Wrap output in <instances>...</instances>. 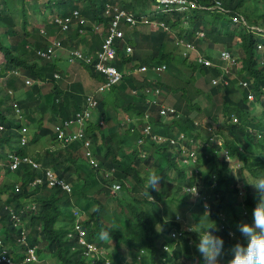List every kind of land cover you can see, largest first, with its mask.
Here are the masks:
<instances>
[{
	"label": "trees",
	"instance_id": "trees-1",
	"mask_svg": "<svg viewBox=\"0 0 264 264\" xmlns=\"http://www.w3.org/2000/svg\"><path fill=\"white\" fill-rule=\"evenodd\" d=\"M25 1L29 0H0V27L4 28L0 34V79L3 81L0 83V243L8 249L7 257L11 255L18 264H34L24 262L31 249L38 260L43 258L44 264L48 260L54 264H140L138 260L149 264L173 261L171 264H183L182 258L187 260L185 264H200L194 230L213 223L215 234L224 241L220 264H227L231 258L230 246L237 240L244 242L235 226L252 222V209L258 197L250 183L257 182L261 176L264 179V50L256 51L257 45L264 46V0H197L203 8L181 13L133 12L137 17L146 15L150 20L165 21L164 26L170 27L166 30L159 26L150 30V34L120 19L119 27L126 34L125 42L116 43L115 68L124 72L134 66L164 65L165 69L158 74L149 72L140 79V84L125 75L121 82L102 94L93 110L96 120L102 119L110 127L116 124V129L105 135L93 120L87 125L88 130L85 129L88 134H82L83 142H64L65 147H56L55 126L70 116L73 118L74 111L84 109L86 94L79 81L62 86L60 59L65 56L63 64H81L88 78L97 83L104 81L92 70L93 63L84 57L99 50L106 36L105 29L114 12L105 16V6L115 5L119 10L132 12L130 9L153 0H45L48 13L37 11L39 16L25 8ZM82 16L86 20L81 22ZM203 16H207L206 21ZM56 18L68 19L65 30L54 21ZM234 18L236 22L232 21ZM71 32L73 39V36L68 38ZM63 36L69 41L76 39L84 47L66 45ZM174 39H177L176 45L184 46H173L170 50L169 42ZM52 41L59 42V48L70 46L71 50L66 49L69 53L79 50L83 57L71 55L73 62L69 63L67 53L56 51L55 57L41 58L38 51H46ZM183 42L194 43L191 47L187 44L194 52ZM126 45L132 49L130 54L125 53ZM223 50L233 63L228 71L225 66L230 62L217 58ZM207 59L213 67L204 63ZM199 76L204 77L201 81L209 85L208 90L195 87ZM213 77L218 83L211 87L208 79ZM150 79L156 80L154 84L161 93L155 104H149L142 94H127L130 89L140 92L149 85ZM248 94L255 102L252 104L260 105V115L251 114ZM168 96L176 99L174 105L166 100ZM160 104L176 111L167 113L164 123L158 113ZM203 118L206 121L201 124ZM27 128L31 133L26 132ZM155 129L169 139L156 145L142 138L144 130L154 132ZM64 131L69 133L68 129ZM178 135L181 137L175 138ZM139 139L141 143L137 144ZM44 140L51 145L40 146ZM86 140L99 162L98 169L89 166L84 158ZM181 140L197 150L195 164L199 165H194L195 169L178 161ZM13 158L18 161L15 168L10 167ZM21 158H30L39 166L35 168ZM160 161L164 166L158 164ZM46 168L72 185L70 194L59 187L47 186ZM110 169L114 170L113 179L121 185L115 193L109 190L110 182L102 174L103 170ZM148 173L159 176L156 189L147 190ZM36 179L41 181L35 182ZM189 185L197 186L199 194L191 208L183 200L181 191ZM181 206L185 207L184 216L191 214L192 223L183 231L185 238L175 241L169 231L173 227L181 229L182 224L176 223L171 213ZM82 215L79 223L86 231L87 240L104 250L92 258L84 254L74 231L68 235L76 217ZM190 227L194 230L190 231ZM167 246L171 250H163ZM141 252L147 259L140 257ZM166 258L169 261L164 262ZM0 264L7 262L2 260Z\"/></svg>",
	"mask_w": 264,
	"mask_h": 264
},
{
	"label": "clouds",
	"instance_id": "clouds-1",
	"mask_svg": "<svg viewBox=\"0 0 264 264\" xmlns=\"http://www.w3.org/2000/svg\"><path fill=\"white\" fill-rule=\"evenodd\" d=\"M189 2H192L194 4V7H191L189 4H187L186 8H184V9L178 10L175 7H173L169 11H165V10L163 11L162 10L163 7L153 0V3L157 7V13L158 12L168 13V12H172V11H175V12L178 11V12L181 13L183 11H189V10H193L195 8H203V6H200V5H198L196 3L197 0H190ZM114 8H117V7L115 5L113 7H111L110 5L107 4L105 6L104 15L108 17L110 15V13H112V11L114 12V10H113ZM125 12H127V11H125ZM129 13H132L137 19L139 18V17H137V15L135 13H133V12H129ZM113 15H112V19H113ZM140 17H145L151 24L148 25V24H143V23H137L134 26L137 30H140V29L144 30L145 27H152L151 30H155L159 26H164L163 23L157 21L156 19L155 20H149L148 19L149 16H148V18L146 17V15L140 16ZM81 18L83 20H86L83 16ZM232 21L236 22L237 19L234 18ZM109 23H110V21H109ZM108 25H107V27H108ZM107 27L105 29V33H106V30H107ZM124 35H125V33L123 32V38L120 39V40H117L115 42V46H116V43L119 42V41L120 42L121 41L125 42ZM127 47H129L131 49V47L129 45H126L125 53L126 54H130L132 49L130 50V52H126V48ZM257 47H259L261 49L259 51H261V53H262L263 50H264V46L257 45ZM257 47H256V49H257ZM116 54H117V49H116ZM94 55H95V52L92 53V54L89 53V56L93 58V61L95 59ZM67 56L69 57V52L67 53ZM217 58H218V60L221 59V60H225L226 62H228L229 59H230L228 53L225 52V50L221 51L220 55L217 56ZM113 61L111 63L112 65H113ZM204 63L207 66H210V67L214 66V64L211 61H204ZM142 66L146 67V71L141 72V73L135 71L136 68L141 67V66H134V67L128 68L124 72H120V71H118L115 68L119 73H121V79H120L119 82H121V80H123L125 75H127V76H132L134 78L135 82L140 84V83H142L140 79L144 78L149 72L150 73H154V74H158L157 72H163V70L165 69L164 65H159V66L151 65L150 67L146 66V65H142ZM161 66H164V68L159 70L158 68H160ZM113 67H115V66L113 65ZM100 76H102L104 78V80H105V77L103 75L100 74ZM103 82L104 81L99 82L98 86L100 84H102ZM119 82H117V83H119ZM148 82H149V85L145 86L143 89L141 88L142 90L140 92H138L137 89H130V96H134V95L138 96L139 94H142L145 97L146 101L150 100L152 90L158 89V87H156L155 84H154V82H156V80H154V79L151 80L150 79V80H148ZM210 82H211L212 85H215V84L218 83V79L217 78H212L210 80ZM113 86H115V84L112 85L108 90L103 91L101 93L97 92V88H98L97 87V88H95V90H93L92 93H88L87 95H85V98H86L85 107H86L87 99H88L89 96H94V97L97 96V99L99 100L102 97V94H104L105 92L109 91ZM146 90L149 93H145ZM160 96H161V93L159 91V94L157 95V99L160 98ZM164 100L165 99H162L161 101H164ZM247 100H248L247 101L248 104L255 103V102H252V95L251 94H248ZM149 104H151V103H149ZM175 112L176 111L174 109L173 113H175ZM158 113H159V109H158ZM173 113H169V114H173ZM93 114L94 113L92 112L91 120H89L88 123L84 126V132H85V129H86L87 125L89 123H92L93 120L97 121L99 129L101 128L100 125L103 126V124H104L103 120L99 119V120L102 121V124H99L98 123L99 120H96L95 116ZM144 114H146V113H144ZM166 116H168V114L165 115V116L161 115V118L166 117ZM130 122H131V120H130ZM57 124H59V122ZM201 124H203V123L201 122ZM151 129H153V128H151ZM153 131L154 132H149L148 135L144 134V136H142V138H144V139H146V140H148V141H150V142H152V143H154L156 145L160 144L161 142L166 141V139H169V137H167L166 135L163 136L160 133H156V132H158L157 129H155ZM152 136H159V137L163 138V141H160V142L157 141L156 142V141L152 140ZM180 137H181V135H178V137L175 136V138H180ZM141 140L142 139L137 140L136 141L137 144L141 143ZM83 141H84V139L82 138L81 142H83ZM185 141L191 142L189 140H185ZM178 145H179V149H180V152L178 153V157H177L178 161L182 162L184 164V166H187V162H188L186 160V156H187L191 160L192 166H194L195 160H196V156H197V154H196L197 150L194 147L192 148L191 146L187 147V145L184 143V141L180 142ZM56 147H65V146L62 145L60 141L56 140ZM83 147H85L84 143H83ZM87 150L90 152L91 158L94 160L96 165H93V163H90V158L88 156H86V151ZM139 152L143 156V154L140 151V149H139ZM180 156H181L182 159L180 158ZM84 158L86 159L87 164L89 166H91L92 168H95V169L99 168V162H98L97 158L93 154V150L91 148V145L89 144V141H88V146H87V148L85 150V153H84ZM22 160L23 161H28V162L30 161L29 163L31 165H32V163H34V164L37 165V167L39 166L38 163L33 162L30 158H21V161ZM37 167H35V168H37ZM188 168H190V167H188ZM47 170L52 174L54 179L60 180L51 169L46 168V169H44V176H45V179H46V182H47V186L48 187H59L61 190H63L66 193L70 194L71 193V189H72V185L69 184L68 182H66L65 180H61V182H63L65 185L69 186V191H67L66 189H63L58 184L49 185V183H48L49 178L46 175V171ZM113 173H114L113 169L103 170L102 171L103 176L106 177L109 180V182H110V185L108 186L109 190L112 193H115V192H118L120 190L121 185L115 179H113V177H112ZM36 180H38V181H36ZM36 180H35V182H40L41 181L40 179H36ZM159 181H160V178H159L158 175H156L155 173H148V175L145 178V185H146L147 190L149 188L156 189V185L159 183ZM115 183L119 185V189L117 191H112L111 186H112V184H115ZM250 184L256 190V195L258 197V199H257V201H256V203H255V205H254V207L252 209V222H251V224H249V223H239L237 225V231L239 232L240 236L244 238V242L241 243L240 240H237L234 244H232L231 251H230L231 258L227 261V264H264V179H260L257 182L250 183ZM194 187H197V186H194ZM191 189H192L191 187H185V191L186 192L191 191ZM193 191H194V196L195 197L199 196L198 189H195ZM82 218H83V215L76 217V220L72 223V228H71V231H70V233L68 235H71L73 231L75 232V234H76V236L78 238V243L83 246L84 254L86 256L91 257L93 254H102L104 252V250H103V248L101 246H97L94 242H91V241L87 240L86 231L81 227V225L79 223V220H81ZM174 221L176 223H181L182 224L181 229H175L173 227L169 231L170 237L172 239H174L175 241H178L181 237L185 238V234H184L183 230H186L187 229V225L191 224V222H188V220H184V218L181 219L178 214H176L174 216ZM189 230L192 231L194 229L190 228ZM194 231L196 232V240H197V242L195 243V250H196L197 253H199L200 264H220L221 249H222L224 241H223L222 237H220V236L215 234L216 229H215L214 224L210 223L206 227H201V229L199 231H196V230H194ZM23 232H25L24 229H23ZM24 242H25V240H24ZM163 250L169 251L170 247H164ZM7 252H8V249L6 247H1V243H0V261L5 260L7 262V264H18L16 262V259H14L11 255H10V257H7ZM30 252H31V249L28 250V255L24 258V262L25 263H29V262L39 263L41 260H38L35 255H33L34 259H30V256H31ZM140 257L147 259V256H145V253H143V252H141ZM27 258L29 260H27ZM183 259H185V258H182V260ZM139 262H140V264H149V263H146V262H141V261H139ZM182 263L185 264L183 261H182ZM193 264H195V263H193Z\"/></svg>",
	"mask_w": 264,
	"mask_h": 264
},
{
	"label": "built area",
	"instance_id": "built-area-1",
	"mask_svg": "<svg viewBox=\"0 0 264 264\" xmlns=\"http://www.w3.org/2000/svg\"><path fill=\"white\" fill-rule=\"evenodd\" d=\"M154 1L163 7L162 8L163 11L164 10L169 11L173 7H175L178 10L184 9L186 8L187 4H189L191 7H194V4L192 2H188L187 0H154ZM113 10H114L113 19L111 20V22L107 27L106 36L103 40V43L101 44L100 49L95 52L94 61L93 58L90 56L84 57L87 62L93 63V68L97 73L105 77L104 82L100 84L97 88L98 93L108 90L112 85L116 84L121 79V73H119L115 69V67H113V65L111 64L116 54L115 42L123 38V31L119 27L120 19H124L126 21L125 23L129 24L130 26H135L137 23H143L148 25L151 24L145 17H139L137 19L132 13L119 10L118 8H114ZM73 14L75 17L77 16V12H74ZM54 21L59 25H61L64 30L67 28L68 19L60 20L56 18ZM80 21L82 22L83 19L80 18ZM95 29H97V27H95ZM59 50H60L59 42H53L46 51H38V55L41 56V58L50 59L51 57H55V52L56 51L58 52ZM130 50L131 49L129 47L126 48V52H130ZM71 55L76 56L78 58L83 57L78 50H73L69 53V57H68L69 63L73 62ZM163 68L164 66H161L158 69L160 70ZM135 71L140 73L144 72L146 71V67L145 66L138 67L136 68ZM145 93H149V92L146 90ZM158 94H159L158 89L152 90L151 98L150 100L147 101L151 104H155ZM97 103H98L97 96L96 97L89 96L87 99L86 107L84 109L82 108V110L76 111L73 115V118L64 120L63 122L55 126V131L57 133L58 141H60L62 145H64V142L82 139V134L84 133V126L88 123L89 120H91L92 112L97 106ZM173 112L174 109L172 107L167 106L165 104H160L159 107L160 115L165 116L167 115V113H173ZM98 123L102 124V121L99 120ZM64 129H68L69 133H65ZM143 132L146 135L149 134L148 130H144ZM21 140L24 141V138H22ZM152 140L156 142L157 141L160 142L163 141V138L159 136H152ZM84 145L88 146L87 140L84 142ZM86 156L90 158V163L96 165L94 160L91 158V154L88 150L86 151ZM17 164H18L17 159L13 158L10 167L15 168ZM32 165L33 167H37V165L34 163H32ZM46 175L49 178L48 181L49 185L58 184L63 189L69 191V186L61 182V180L54 179L52 174L48 170L46 171ZM111 188L112 191H117L119 189V185L116 183L112 184ZM30 253H31L30 259H34L32 251ZM27 260L29 259L27 258Z\"/></svg>",
	"mask_w": 264,
	"mask_h": 264
},
{
	"label": "rangeland",
	"instance_id": "rangeland-1",
	"mask_svg": "<svg viewBox=\"0 0 264 264\" xmlns=\"http://www.w3.org/2000/svg\"><path fill=\"white\" fill-rule=\"evenodd\" d=\"M46 1L45 0H29V1H25V8H27L31 13H37V11H39V12H47L48 13V11H47V7H46ZM16 6H18L19 7V4L18 3H16L15 4ZM138 10H141V11H138ZM130 11H132V12H135V13H139V14H150V13H157V7H156V5L154 4V3H152V2H149L148 4H146V3H144V4H141L140 6H136L133 10H131L130 9ZM54 12H57V10L56 9H54ZM38 14V13H37ZM38 16H39V14H38ZM168 16V15H167ZM203 19L206 21L207 20V16H203ZM169 21V20H168ZM3 24H7L6 22H2ZM2 24V25H3ZM190 24H188L187 23V27L189 26ZM190 27V26H189ZM169 27H164V29H168ZM152 29V27H145L144 28V30L145 31H143V32H148V31H150ZM170 29V28H169ZM4 31V28H2V27H0V34L2 33ZM69 36L70 37H68V38H71V36H73V33L71 32L70 34H69ZM58 38H62V35L61 36H58ZM74 38V36L71 38V39H73ZM178 39V38H177ZM177 39L175 40H173V41H171L172 43H170L169 42V48H170V50H172V48H173V46H177V47H182V46H184V45H181V44H178V45H176V42H177ZM182 41H183V39L182 38H180ZM63 40H64V43L66 44V45H75V44H78V41H76V39H74L73 41H69V39H67V36H63ZM170 44H172V45H170ZM183 44H185V46L187 47V44H189V46L191 47V45H192V43H185V42H183ZM204 43H202V48L204 47ZM65 46V45H64ZM70 46H65L63 49L62 48H60V50L58 51V53H61V51H62V53H68V51H66V49H68V48H70ZM77 47L78 48H83L84 46L81 44V43H79L78 45H77ZM187 48H189V47H187ZM190 50H191V52H194L193 51V49H191V48H189ZM221 49V48H220ZM68 50H71V49H68ZM217 50H218V48H217ZM257 51H259V50H261L259 47H257V49H256ZM61 56H64V55H61ZM218 56V55H217ZM64 59L66 60V58H65V56L64 57H62L61 59H60V64H59V68H60V71L62 72V74H61V79H60V82H61V84H62V86H65L66 84H68L69 82H72V81H79L80 82V80L81 79H83V80H87L88 81V83H87V85L88 84H90V80H89V78H88V76L85 74V71H83V70H81V66L80 65H77V64H72V65H69V64H67V63H65V64H63L64 63ZM230 63L228 64V65H226L225 66V71L229 68V66H230V64H231V61H229ZM58 63V62H57ZM187 74H189L188 72H187ZM94 80V79H93ZM201 80H203L204 81V77L202 78L201 76H199L198 77V79L195 81V87H197V88H199V89H201V90H207L208 89V87H209V85H205L204 83H202V81ZM3 81H2V79H0V83H2ZM208 82H210V78L208 79ZM1 85V84H0ZM95 86H96V84H95ZM90 89V88H89ZM5 90H6V88H5ZM94 90V89H93ZM93 90H91V92L90 93H92L93 92ZM127 94L130 96V90H127ZM165 96V95H164ZM119 97H121V94L119 95ZM166 100L169 102V103H171V104H175V102H176V99L173 97V96H168V97H166ZM217 102L219 103L220 102V97L218 96L217 97ZM249 110H250V112H251V114H253L254 116H258V115H260L261 114V107H260V105L258 104V102H256V104H252L251 106H250V108H249ZM113 112V111H112ZM181 113V112H180ZM191 114H193V113H191ZM112 119H115V117L113 116L112 117ZM166 118L165 117H163L162 119H161V122L162 123H164V121L163 120H165ZM218 119H219V121H220V119H221V117H220V115H218ZM168 121V120H167ZM205 121H206V119L205 118H203L202 120H201V122L204 124L205 123ZM124 122V121H123ZM122 122V123H123ZM104 123V122H103ZM100 131L103 133V134H107V133H109V132H111V131H114L115 129H116V124H113L112 123V127H110V126H108V125H106L105 123L103 124V126L102 125H100ZM221 127H223V126H221ZM214 128V127H213ZM27 133H31V130L29 129V128H27V131H26ZM131 138V137H130ZM47 140L51 143V141H50V139H48L47 138ZM131 140H132V138H131ZM48 141H46V140H44L42 143H39V145L40 146H48V145H51V144H49L48 143ZM132 143H134V140H133V142ZM17 144H18V142H17ZM197 144V143H196ZM40 146H37V148L38 147H40ZM180 158H181V156H180ZM182 159V158H181ZM186 160L188 161L187 162V167H192V162H191V160L186 156ZM158 164H160V166H164V164H163V162H159ZM230 169L229 170H231L233 167L230 165V167H229ZM189 186H191V185H189ZM191 191H189V192H186L185 191V187H182V189H181V191H182V195H184V201H187L188 202V206L191 208V207H193V205H194V200H195V196H194V191L193 190H195V189H198V187H194V186H191ZM173 195V194H172ZM205 195V194H204ZM165 198V197H164ZM202 198V197H201ZM203 206H204V204H203ZM181 210V211H180ZM184 213H185V207L184 206H181L180 208H178V209H174L173 210V212L171 213V216H173V214L174 215H176V214H178L179 216H180V218L182 219V218H184V220H188V222H191L192 223V220H191V214L190 213H186V215L183 217V215H184ZM190 219H189V218ZM252 221V220H251ZM121 224L123 225V224H125V221L124 220H121ZM103 240H104V236H102L101 237ZM42 260L38 263V264H44V260H43V258H41ZM48 259H49V256H48ZM184 263H187V260H185V259H183L182 260ZM47 262V264H54L52 261H50V260H48V261H46ZM34 264H37V263H34Z\"/></svg>",
	"mask_w": 264,
	"mask_h": 264
},
{
	"label": "bare ground",
	"instance_id": "bare-ground-1",
	"mask_svg": "<svg viewBox=\"0 0 264 264\" xmlns=\"http://www.w3.org/2000/svg\"><path fill=\"white\" fill-rule=\"evenodd\" d=\"M138 11H141V10H138ZM76 17H79V16L77 15ZM149 20H150V19H149ZM157 20H158V19H157ZM164 22H165V21H164ZM164 22H162V23H164ZM166 23H167V22H166ZM166 23H165V24H166ZM93 25H94V24H93ZM128 26H130V25H128ZM164 27H165V26H164ZM169 28H170V27H169ZM169 28H168V29H169ZM126 29H127V27H126ZM124 31H125V30H124ZM168 31H169V30H168ZM125 32H126V31H125ZM161 32H163V31H161ZM127 33H128V32H127ZM141 33H142V32H141ZM150 33H151V32H149V34H150ZM199 33H200V32H199ZM125 34H126V33H125ZM129 34H130V33H129ZM134 34H135V32H134ZM134 34H133V35H134ZM136 34H137V31H136ZM136 34H135V35H136ZM200 34H202V33H200ZM135 35H134L133 37H136ZM203 35H204V34H203ZM139 37H140V35H139ZM200 38H201V37H200ZM132 39L134 40L135 38H132ZM53 41H54V40H53ZM53 41H52V42H53ZM138 41H139V40H138ZM193 44H194V43H193ZM193 44H192V45H193ZM199 44H200V43H199ZM197 45H198V44H197ZM63 47H65V46H63ZM168 48H169V47H168ZM193 48H194V47H193ZM195 48H196V47H195ZM62 49H63V48H62ZM195 50H196V49H195ZM62 51H63V50H62ZM62 51H61V53H62ZM196 51H197V50H196ZM217 52H218V51H217ZM225 52H226V51H225ZM199 53H200V52H199ZM213 53H214V52H213ZM192 54H193V53H192ZM213 55H214V54H213ZM189 56H190V55H189ZM199 56H201V58H203V57H202L203 55H199ZM190 57H191V56H190ZM203 59H204V58H203ZM190 60H191V59H190ZM209 60H210V59H209ZM231 60H232V59H231ZM236 60H237V59H236ZM207 61H208V59H207ZM229 61H230V60H229ZM195 62H196V61H195ZM197 63L199 64V62H197ZM221 63H222V62H221ZM231 63H232V62H231ZM72 64H73V63H72ZM75 64H77V63H75ZM232 64H233V63H232ZM79 65H81V64H79ZM201 65H202V63H201ZM205 66H206V65H205ZM186 67H187V66H186ZM93 69H94V68H92V70H93ZM229 69H230V68H229ZM191 70H193L192 67H191ZM57 71H58V70H57ZM59 71H60V70H59ZM227 71H228V70H227ZM60 72H61V71H60ZM235 72H236V71H235ZM195 73H196V72H195ZM229 73H230V72H229ZM58 74H60V73H58ZM216 76H217V75H216ZM219 77H221V76H219ZM213 78H214V77H213ZM56 79H57V78H56ZM208 83H209V82H208ZM204 84H205V83H204ZM226 84H227V83H226ZM210 86H211V87H214L213 85H210ZM225 86H226V85H225ZM209 88H210V87H209ZM242 88H243V87H242ZM207 90H208V89H207ZM219 96H220V95H219ZM252 100H253V99H252ZM71 101H72V100H71ZM205 106H206V105H205ZM205 106H204V107H205ZM71 109H72V108H71ZM72 110H73V109H72ZM73 111H74V110H73ZM77 111H78V110H77ZM74 112H75V111H74ZM109 117H110V116H109ZM70 118H71V116H70ZM263 120H264V118H263ZM210 123H211V122H210ZM217 127H218V126H217ZM86 129H87V128H86ZM87 130H88V129H87ZM87 130H86V131H87ZM254 132H255V131H254ZM85 133L88 134V131L85 132ZM85 135H86V134H85ZM182 135H183V134H182ZM206 137H207V136H206ZM183 138H184V137H183ZM255 138H256V137H255ZM257 138H258V137H257ZM259 140H260V139H259ZM181 141H182V140H181ZM193 141H194V140H193ZM71 142H76V141L74 140V141H71ZM78 142H79V141H78ZM255 142H256V141H254V143H255ZM259 142H260V141H259ZM193 143H194V142H193ZM64 144H65V143H64ZM205 144H206V143H205ZM68 145H70V143H69ZM170 145H172V144H170ZM188 145H189V144H188ZM172 146H173V145H172ZM95 147H96V146H95ZM210 147H211V146H210ZM220 147H221V146H220ZM203 148H204V147H203ZM207 148H208V147L206 146V149H207ZM209 149H210V148H209ZM210 150H211V149H210ZM200 151H201V150H200ZM205 151H207V150H205ZM209 153H210V152H209ZM211 153H212V152H211ZM211 153H210V154H211ZM255 154L257 155V152H256ZM255 154H254V155H255ZM207 155H208V154H207ZM225 155H226V153H225ZM208 156H209V155H208ZM240 157L242 158L243 156H240ZM143 158H144V157H143ZM145 159H146V158H145ZM243 159H244V158H243ZM197 160H198V159H197ZM205 160H206V159H205ZM211 160H212V159H211ZM231 161H232V160H231ZM195 162H196V160H195ZM205 162H206V161H205ZM207 162H208V161H207ZM219 162H220V161H219ZM196 163H197V162H196ZM210 163H211V162H210ZM236 163H237V162H236ZM259 163H260V162H259ZM205 164H206V163H205ZM205 164H204V165H205ZM222 164H223V163H222ZM224 164H225V163H224ZM246 164H247V166H248V162H247ZM194 165H195V166H196V165H199V163H198V164H194ZM206 165H207V164H206ZM227 165H228V164H227ZM232 165H233V164H232ZM257 165H259V164H257ZM261 165H262V164H261ZM195 166H194L193 169H195ZM209 166H210V165H209ZM217 166H218V165H217ZM217 166H216V167H217ZM220 166H221V163H220ZM245 166H246V165H245ZM197 167H198V166H197ZM200 167H202V166H200ZM200 167H199V168H200ZM236 167H237V166H236ZM262 167H263V169H264V165H263ZM214 168H215V167H214ZM221 168H222V167H221ZM243 168H244V167H243ZM215 169H216V168H215ZM238 169H239V168H238ZM189 170H191V169H189ZM200 170H201V169H200ZM260 170H262V168H261ZM226 172H227V171H226ZM233 172H234V171H233ZM260 172H261V171H260ZM69 173H70V172H69ZM133 173H134V172H133ZM140 173H141V172H139V174H140ZM201 173H203V171H202ZM205 173H206V172H205ZM205 173H203V175H204ZM137 174H138V173H136L135 175L138 176ZM248 174H249V173H248ZM128 175H129V174H128ZM135 175H134V176H135ZM191 175H193V174H191ZM197 175H198V174H197ZM205 175H206V174H205ZM231 175H232V174H231ZM250 176H251V175H250ZM138 177H139V176H138ZM196 177H197V176H196ZM202 177H204V176H202ZM217 177H218V176H217ZM251 177H254V176H251ZM258 177L260 178V176H258ZM258 177H257V178H258ZM262 177H263V176H261V179H262ZM136 178H137V177H136ZM198 178H199V177H198ZM198 178H197V179H198ZM63 179H64V178H63ZM193 179H195V178H193ZM205 179H206V178H205ZM205 179L203 178V180H205ZM241 179H242V178H241ZM206 180H207V179H206ZM213 180H214V179H213ZM255 180H256V179H255ZM214 181L216 182V180H214ZM240 181H241V180H240ZM212 183H213V182H212ZM249 183H250V182H249ZM81 186H82V185H81ZM204 186H205V185H204ZM213 186H215V187L217 188L216 185H213ZM244 187H245V186H244ZM213 188H214V187H213ZM201 189H202V188H201ZM208 190H209V189H208ZM217 190H218V189H217ZM217 190H216V191H217ZM204 193H205V192H204ZM212 194H214V193H212ZM142 195H143V194H142ZM255 195H256V194H255ZM89 196H90V195H89ZM210 196H211V194H210ZM252 196H253V195H252ZM133 197H134V196H133ZM198 197H199V196H198ZM201 197H202V196H201ZM203 197H204V196H203ZM250 197H251V196H250ZM194 198H195V197H194ZM196 198H197V197H196ZM252 198H253V197H252ZM128 200H129V199H128ZM130 200H131V199H130ZM130 200H129V201H130ZM199 200H200V199H199ZM253 201H254V200H253ZM255 201H256V200H255ZM130 202H131V201H130ZM147 202H148V201H147ZM197 203H198V202H197ZM210 203H211V202H210ZM194 204H195V202H194ZM250 204H251V202H250ZM204 206H205V205H204ZM208 206H209V205H208ZM208 206H207V207H208ZM247 208H248V207H247ZM121 209H122V208H121ZM119 210H120V209H119ZM167 210H168V209H167ZM203 210H204V209H203ZM209 210H210V209H209ZM180 211H181V210H180ZM165 213H166V212H165ZM162 215H164V214H162ZM173 215H174V214H173ZM185 215H186V214H185ZM183 216H184V215H183ZM247 218H248V217H247ZM156 219H157V218H156ZM171 219H172V218H171ZM154 220H155V219H154ZM156 221H157V220H156ZM170 221H171V220H170ZM198 221H199V219H198ZM167 222H168V221H167ZM172 222H174V221H172ZM248 222H249V221H248ZM155 223H156V222H155ZM158 223L161 224V222H158ZM166 224H167V223H166ZM166 224H164V225H166ZM172 224H173V223H172ZM179 224L181 225V223H179ZM235 224H236V221H235ZM156 226H157V225H156ZM161 226H162V225H161ZM169 226H171V225H169ZM192 226H193V225H192ZM198 226H200V225H198ZM187 227H188V226H187ZM235 227H237V225H236ZM235 227H234V228H235ZM164 228H165V227H164ZM174 228H175V227H174ZM190 228H191V227H190ZM195 228H196V227H195ZM176 229H177V228H176ZM197 229H198V228H197ZM235 230H236V229H235ZM235 230H234V231H235ZM183 231H184V230H183ZM232 231H233V230H232ZM230 233H231V232H230ZM233 234H235V233H233ZM165 235H166V234H165ZM186 235H187V234H186ZM152 236L154 237V235H152ZM169 236H170V235H169ZM156 237H157V236H156ZM159 237H160V236H159ZM161 237H162V236H161ZM167 237H168V236H167ZM188 237H189V236H188ZM168 238H169V237H168ZM154 239H155V238H154ZM156 239H158V238H156ZM162 239H163V238H162ZM165 239H166V238H165ZM171 239H172V238H171ZM195 239H196V238H195ZM238 239H239V238H238ZM159 240H160V239H159ZM159 240H158V241H159ZM154 241H155V240H153V242H154ZM161 241H162V240H161ZM164 241H165V240H164ZM171 241H172V240H171ZM181 241H182V238H181ZM192 241H193V240H191V242H192ZM194 241H195V240H194ZM194 241H193V242H194ZM159 243H160V242H159ZM172 243H173V242H172ZM144 244H146V243H144ZM174 244H175V243H174ZM177 244H178V243H177ZM231 244H232V243H231ZM160 245H161V244H160ZM118 246H119V245H118ZM154 246H155V243H154ZM156 246H157V245H156ZM162 246H163V245H162ZM165 246H166V245H165ZM184 246H185V245L183 244V250H185V247H184ZM146 247H147V246H146ZM157 247H159V246H157ZM157 247H156V248H157ZM167 247H168V246H167ZM173 247H175V246H173ZM223 247H224V246H223ZM226 247H227V246H226ZM228 247H229V246H228ZM230 247H231V246H230ZM230 247H229V248H230ZM117 248H118V247H117ZM156 248H155V249H156ZM159 248H160V247H159ZM161 248H162V247H161ZM178 248H179V247H178ZM229 248H227V249H229ZM149 249H150V248H149ZM155 249H154V250H155ZM172 249H173V248H172ZM142 250H143V249H142ZM151 250H152V249H151ZM170 250H171V249H170ZM183 250H182V251H183ZM145 251H146V250H145ZM159 251H160V250H159ZM161 251H163V250H161ZM175 251H176V250H175ZM224 251H226V250H224ZM227 251L229 252V250H227ZM164 252H165V251H164ZM148 253H149V252H148ZM171 253H172V252H171ZM172 254H173V253H172ZM221 254H223V253H221ZM136 255H137V253H136ZM162 255H164V254H162ZM165 255H166V254H165ZM151 256H153V255L151 254ZM160 256H161V254H160ZM160 256H159V257H160ZM167 256H168V255H167ZM226 256H227V255H226ZM229 256H230V255H229ZM229 256H228V257H229ZM161 257H162V256H161ZM161 257H160V258H161ZM164 257H165V256H164ZM170 257H171V256H170ZM170 257H169V258H170ZM177 257H178V256H177ZM230 257H231V256H230ZM151 259H152V257H151ZM173 259H174V258H173ZM104 260H105V259H104ZM160 260H161V259H160ZM163 260H164V259H163ZM143 261H144V260H143ZM152 261H153V260H152ZM152 261H151V263H153ZM158 261H159V260H158ZM165 261H169V259L167 260V258H166V260H164V262H165ZM172 261H173V260H172ZM138 262H139V260H138ZM173 262H175V261H173ZM173 262H170V264L173 263ZM134 263H135V262H134ZM176 263H177V262H176ZM136 264H137V263H136Z\"/></svg>",
	"mask_w": 264,
	"mask_h": 264
},
{
	"label": "crops",
	"instance_id": "crops-1",
	"mask_svg": "<svg viewBox=\"0 0 264 264\" xmlns=\"http://www.w3.org/2000/svg\"><path fill=\"white\" fill-rule=\"evenodd\" d=\"M82 70V69H81ZM84 71V70H83ZM84 79V78H83ZM83 79H81L80 80V82L82 83V85H83V88H84V90H85V94L87 95L88 93H90L91 92V90H95V88H97L98 87V83L97 82H95L94 80H92V79H90L89 78V80H90V84H88L87 85V83H88V81L85 79V80H83ZM95 84H96V86H95ZM90 88V89H89Z\"/></svg>",
	"mask_w": 264,
	"mask_h": 264
}]
</instances>
